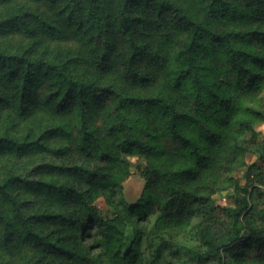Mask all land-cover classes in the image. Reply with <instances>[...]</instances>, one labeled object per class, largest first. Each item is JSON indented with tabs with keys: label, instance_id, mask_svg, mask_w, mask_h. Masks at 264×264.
<instances>
[{
	"label": "trees",
	"instance_id": "16d2710c",
	"mask_svg": "<svg viewBox=\"0 0 264 264\" xmlns=\"http://www.w3.org/2000/svg\"><path fill=\"white\" fill-rule=\"evenodd\" d=\"M13 32L25 39L15 48ZM2 35L0 156H43L0 159L2 242L16 235L60 264H143V234L199 218L195 264H264V224L246 215L252 183H236L235 205L221 207L227 229L212 197L252 150L244 136L264 125V0H0ZM118 63L143 90L127 94ZM140 65L171 82L140 75ZM12 117L38 121V133L12 134ZM254 151L264 154V132ZM132 168L144 185L128 203ZM25 189L61 208L31 209ZM99 195L112 215L94 204Z\"/></svg>",
	"mask_w": 264,
	"mask_h": 264
},
{
	"label": "rangeland",
	"instance_id": "374dc122",
	"mask_svg": "<svg viewBox=\"0 0 264 264\" xmlns=\"http://www.w3.org/2000/svg\"><path fill=\"white\" fill-rule=\"evenodd\" d=\"M7 35L0 36V40L6 39ZM11 46L15 48L21 41H25L18 33H11ZM140 90H143L140 88ZM264 100V99H263ZM10 121V132L18 137L29 135L34 137L38 133L39 122L27 121L22 118L12 117ZM8 121V120H7ZM7 121H3V116H0V131L5 128ZM43 121L42 123H46ZM256 137H251V133H247L244 136L247 142L252 147L251 151H248L240 156L233 168L227 174L225 178L222 177L219 190L214 193L213 205L215 212L218 216L219 226L223 228L229 227V221L227 217L222 213L221 207L223 205L234 206L236 198L234 196V186L236 183L246 184L251 182L249 186V197L252 207L248 209L247 217L253 221L256 226H262L264 224L262 220V213L264 209V154L260 157L257 156V152L254 150L259 146L261 141L264 125L263 123L256 124L254 126ZM1 154V153H0ZM42 153L35 152L29 154H21L14 156L12 154L1 155L0 159L5 160L8 165H12L15 162L17 165H21L24 162L36 161L43 158ZM72 157L80 159V156L76 153H72ZM128 159L136 162L137 157L126 156ZM14 163V164H15ZM260 173V180L253 181V177ZM46 176H51L49 173H44ZM63 178V177H61ZM123 197L126 202L136 201L142 191L144 180L140 172L135 168H132L130 176L123 181ZM253 187L261 189V194ZM21 195L32 201L31 209H47L56 210L61 206L54 205L48 198L44 197L40 193L31 192L29 190H22ZM94 204L100 209V212L104 216H110L114 213L115 207L110 205L105 200L104 196L99 195L93 199ZM64 208V206L62 205ZM156 214L151 216L150 224L147 225L149 229L155 222ZM199 222V218H193L190 223L184 225H171L161 228V232H155L153 230L147 231L142 235L140 241V250L142 252L143 264H195L194 258H190V250H199L200 245L196 236V226ZM50 228H56L57 232L62 233L63 228L61 225L52 223ZM171 227L173 229H171ZM132 229V226H129ZM248 235L247 229L241 230V237L244 238ZM133 239V233L128 236V241ZM0 264H60V261L53 255L45 253L42 249L34 246L16 235L12 237L7 243H4L0 239ZM233 264V262H232Z\"/></svg>",
	"mask_w": 264,
	"mask_h": 264
},
{
	"label": "clouds",
	"instance_id": "9594fccd",
	"mask_svg": "<svg viewBox=\"0 0 264 264\" xmlns=\"http://www.w3.org/2000/svg\"><path fill=\"white\" fill-rule=\"evenodd\" d=\"M162 55L164 53H161ZM137 72H139L142 76H151L157 79V82L160 84L164 83H170L171 78L167 76L166 73L163 71H158L156 66L148 67L145 65H140L135 69ZM129 68L126 65L123 64H117V67L113 70V75L116 78V81L118 84H121V86L126 90L128 95H135L138 92H140L139 84L133 85L131 81V77L128 78L127 81L124 79V73L129 72ZM142 94H148L147 90H144Z\"/></svg>",
	"mask_w": 264,
	"mask_h": 264
}]
</instances>
